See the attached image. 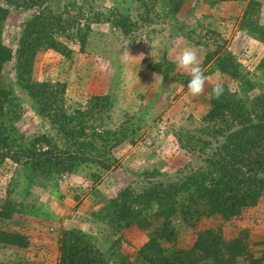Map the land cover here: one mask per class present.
Returning <instances> with one entry per match:
<instances>
[{
	"label": "trees",
	"instance_id": "1",
	"mask_svg": "<svg viewBox=\"0 0 264 264\" xmlns=\"http://www.w3.org/2000/svg\"><path fill=\"white\" fill-rule=\"evenodd\" d=\"M53 1L0 0V73L13 57L11 48L2 38L9 7L38 9L25 23L15 50L16 84L28 95L38 116L48 120L59 138L55 140L44 134L30 137L14 124L8 126V119H20L19 113L11 112V108L19 109L20 104L12 88L0 81V166L7 163L16 168L14 182L17 180L19 186L7 191L0 207V220L3 221L13 219L16 214L39 217L34 212L33 202L24 201L30 199L31 188L54 185L64 174L79 175L87 168L96 169L87 177L96 181L104 172L116 169L119 163L112 155L113 149L125 141L134 143L137 137L136 120L131 126H128L129 122L115 126V130L104 122L103 115L113 106L109 95L92 96L84 109L73 108L67 106L65 84L33 79L35 59L40 51L50 50L69 57L64 43L54 38L56 35L76 41L82 52L94 23H108L129 35L133 30L154 24V19L163 22L169 19L173 21L171 31L180 32L171 35L177 38L176 42L169 50L164 48L158 54L159 61H152L145 55L142 63L162 80L170 78L182 88L187 87L190 77L176 69L175 54L183 47L205 45L200 41L201 35H195L200 22L196 21L197 26L190 28L186 21L203 20L215 27L221 5L236 1L242 7L236 22L238 30L258 42L264 41V26L260 24L263 3L259 0H193V3H189L190 0H120L124 6L136 4L138 7L136 11L125 12L95 10V0H89L91 7L84 24L80 23L83 5L75 2L68 5L75 10V15H71L67 5L62 12L54 13L47 7ZM159 1L169 3V10L162 9L159 13L156 10ZM96 2L100 4L102 0ZM197 7L200 11L194 13ZM202 11L210 14L202 15ZM214 11L216 13H212ZM206 30L211 36L221 37L213 28L206 27ZM191 35L199 39L195 41ZM221 48L218 46L207 52L201 66L214 65L207 73L218 72L240 82L241 91H232L223 82V95L217 98L211 93L207 98L209 109L202 118L206 126L201 134L186 131L182 134L187 140L181 145L183 150L206 159L197 168L184 165L177 171L176 179L166 183L158 181L163 175L158 170H144L115 196L104 197L100 208L92 214L96 221L110 227L112 236L137 227L141 231L152 228V237L132 257L122 255L119 236L114 238L107 253L81 231H62L58 264H109L113 260L116 264L118 261L129 264H234L242 257L247 264H264V254L254 257L248 252L244 229L232 239H225L221 234L226 223L240 218L238 222H244L242 214L255 208L264 193V94L254 93L255 85L241 72L234 55L226 50L220 53ZM12 193L18 200L11 197ZM153 207L155 210L151 212ZM176 216L192 228L201 222L210 224L216 218L220 224L199 230L193 245L182 249L175 244L178 232L172 219ZM164 243L169 245L166 247ZM0 245L23 249L28 247L29 238L0 228Z\"/></svg>",
	"mask_w": 264,
	"mask_h": 264
},
{
	"label": "rangeland",
	"instance_id": "2",
	"mask_svg": "<svg viewBox=\"0 0 264 264\" xmlns=\"http://www.w3.org/2000/svg\"><path fill=\"white\" fill-rule=\"evenodd\" d=\"M85 1L54 0L47 4V7L56 13L62 12L66 5H71L73 2L83 5L84 12L80 23L84 24V19L89 15L88 9L91 7L89 0ZM259 1L263 3L260 24L264 26V0ZM124 4L120 0H102L100 4L95 0L93 8L102 12L109 9H118L121 12L136 11L135 8H138L136 4H127V6ZM223 4L220 10L218 9L215 27L207 25L203 20L185 22L190 28L197 26L196 21L200 22L195 35L200 34V41L205 45L191 47L197 50L203 62L207 52L222 46L220 53L226 50L234 55L241 66V72L255 85L257 90L254 93L264 94V66H262L264 41L258 42L238 30L237 19L242 9L239 3ZM162 9L168 11L169 3L159 1L156 10L159 12L163 11ZM37 11L38 9L9 7L2 38L5 45L11 48L13 57L10 62L5 63L0 73V81L6 87L12 88L20 104L19 109L11 108L12 113L17 112L21 115L20 119L17 121L8 119V126L14 124L26 136L44 134L56 140L59 139L56 131L47 119L38 116L28 95L16 84L15 50L18 48V40L25 23ZM69 11L71 15H75V10L69 7ZM198 11H200L199 7L194 13ZM201 13L210 14L207 11ZM153 22L154 24L146 25L144 29L131 31L129 35H124L108 23H94L91 25L85 51H80L76 41L56 35L54 38L64 43L69 51V57L50 50L40 51L37 54L33 79L65 84L67 106L84 109L92 96L109 95L113 99V106L103 115L108 127L115 130V126L124 122H129L127 124L131 126L136 120L134 124L136 127L139 126V129L134 143L125 141L113 149L112 155L119 166L104 172L96 181L87 178L95 173L96 169L87 168L79 175L64 174L61 179L54 182V185L31 188L30 199L24 201L33 202L35 206L33 211L37 212L39 217L26 213L16 214L11 220H0V228L4 231L27 235L29 245L23 249L0 245V264H58L61 232L69 230H78L92 237L96 242L95 245L100 247L102 252L107 253L114 238L119 236L122 255L133 257L135 251L152 237L153 229L141 231L137 227H131L127 231L123 230L119 235L112 236L110 227L96 221L92 215L100 208V201L104 197L115 196L119 190L131 185L138 178V173L144 170H158L163 174L158 177V181L166 183L175 180L178 176L177 171L184 165L189 164L190 168H197L206 159L199 154L192 156L183 150L181 145L187 142L182 135L185 131L190 134L194 132L201 134V130L206 126L202 118L209 109L207 98L211 94V88L210 86L206 88L204 95L194 97L187 87L176 86L170 78L164 81L162 77L146 68L142 63L145 55L152 61L156 59L159 61L158 54H161L164 48L169 50L170 45L177 40L171 35L180 34L171 31L170 25L173 21L169 19L164 22L154 19ZM206 27L213 28L221 34V37L206 33ZM195 35L191 36L197 41L199 38ZM211 67L214 65L203 68L205 75L210 77L211 84L221 85L224 82L230 90L241 91L240 82L232 81L218 72L207 73ZM206 153H209V150H206ZM15 171L16 168L7 163L0 166V207L7 196V191L19 187L18 181L14 182L17 177ZM12 196L14 200H18L14 193ZM154 210L155 207L151 212ZM248 211L242 214L244 222H238L240 218L226 223L222 227L221 234L225 239H232L244 229L247 232L245 243L248 252L254 257H259L264 254V193L255 208ZM172 223L178 232L176 246L188 249L195 242L199 230L217 227L220 221L216 218L210 224L201 222L196 228H192L184 225L180 217L176 216L172 219ZM164 245L167 247L169 244L164 243ZM119 263L122 262L118 261L117 264ZM109 264H116L115 260ZM122 264L129 263L124 261ZM234 264H247V261L242 257Z\"/></svg>",
	"mask_w": 264,
	"mask_h": 264
},
{
	"label": "clouds",
	"instance_id": "3",
	"mask_svg": "<svg viewBox=\"0 0 264 264\" xmlns=\"http://www.w3.org/2000/svg\"><path fill=\"white\" fill-rule=\"evenodd\" d=\"M174 63L177 70L183 71L190 77L187 88L192 96L198 97L204 95L206 88L209 86L211 88V93L215 95V97L219 98L223 95L222 86L219 83L214 85L211 84L210 77L205 75V71L201 66V58L197 50L193 47H183L177 51L174 57ZM171 74L175 76L174 73Z\"/></svg>",
	"mask_w": 264,
	"mask_h": 264
},
{
	"label": "crops",
	"instance_id": "4",
	"mask_svg": "<svg viewBox=\"0 0 264 264\" xmlns=\"http://www.w3.org/2000/svg\"><path fill=\"white\" fill-rule=\"evenodd\" d=\"M189 3H193V0L191 1H189ZM237 4V2L236 1H229V2H227V3H225V4H223V5H236ZM222 6V5H221ZM236 15H238L239 16V14H236Z\"/></svg>",
	"mask_w": 264,
	"mask_h": 264
}]
</instances>
